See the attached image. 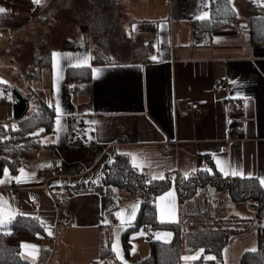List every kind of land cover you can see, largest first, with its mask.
I'll list each match as a JSON object with an SVG mask.
<instances>
[{
	"label": "crops",
	"instance_id": "obj_1",
	"mask_svg": "<svg viewBox=\"0 0 264 264\" xmlns=\"http://www.w3.org/2000/svg\"><path fill=\"white\" fill-rule=\"evenodd\" d=\"M56 1L41 0L37 4L31 0L23 4L0 0V7L8 10L0 13V122L12 124L15 120L10 86L17 85L25 93L46 96L55 109L58 104L61 111H56V117H60V124L70 129L71 121H77L85 133L80 136L86 141H74V135H57L55 120L50 138L38 152H30L29 161L20 167L24 172L19 169L13 173L5 168L8 174L0 175V216L14 209L13 218L21 213L39 217L45 236L22 242L37 246L35 250L21 249L22 256L32 264H91L100 257L104 225L110 229L111 240L114 237L112 246L121 264H137L142 250L132 243L133 233L130 257L125 255L121 235L135 221L141 201L102 183L103 168L117 153L136 154L138 163L143 164L137 168L149 179H160L161 175L173 179L172 187L153 199L161 222L181 223L177 180L185 177V172L189 177L205 167L212 169L209 162L216 166V158L242 170L245 175L240 177H249V173L251 177H264V44H253L249 32L253 14H264V0H168L165 13L155 4L157 0H145L146 6L152 1L157 13L146 15L139 10L140 0H128L130 7L127 5L119 20L131 39L122 46L121 54L117 53L119 56L93 64L90 26L81 23L77 27L81 47L52 49L51 67L41 71V77L24 90L13 77H28L33 69L29 64L21 70L22 63L13 55L12 45L27 29L42 34L50 28L53 22L47 19L56 12L51 8ZM63 3L74 9L72 3L76 0ZM119 4L121 9L122 0ZM213 6L232 10L234 6L235 16L197 42L195 21L202 20L199 17L205 11L209 13L207 20L213 18ZM46 40L47 47L58 41L53 37ZM54 52L72 55L54 57ZM129 52L131 56L126 57ZM88 56L91 70L98 68L100 73L93 75L92 71L89 81H64L66 68ZM186 99L207 103L199 115H193L181 109L180 103ZM120 138L124 140L119 142ZM72 148L67 155L62 151ZM67 156L81 157L82 161L76 166V158ZM52 159L63 160V177H56L50 169ZM169 192H174V201ZM57 193L61 194L58 206L53 200ZM221 193L213 191L214 204L208 205L212 216L224 215L227 219L241 213L245 219L235 224L244 223L242 226L247 228L225 246L222 262L213 260V264H240L244 251L258 246L254 207L251 203L234 207ZM173 204L175 219L170 218ZM134 205L136 214L130 218ZM9 225L6 221L0 231L8 230ZM156 231L162 240L171 239L173 234L169 229L154 227V237ZM182 250V263L202 259L198 251ZM32 251H36L34 257L29 255ZM202 260L206 264L209 254Z\"/></svg>",
	"mask_w": 264,
	"mask_h": 264
},
{
	"label": "trees",
	"instance_id": "obj_2",
	"mask_svg": "<svg viewBox=\"0 0 264 264\" xmlns=\"http://www.w3.org/2000/svg\"><path fill=\"white\" fill-rule=\"evenodd\" d=\"M13 1L23 4L31 2ZM212 9L213 18L195 21L193 33L197 42L206 34L227 25L226 20L235 16V12L229 8L213 6ZM69 10V13L72 12L71 16H64L63 19L74 32L71 38L64 37L57 48L81 47L77 36V27L81 23L90 26L94 42L93 64L112 61L113 55L119 56L122 46L131 39L119 20V0H76L75 8ZM249 32L253 44H264V14H253ZM45 43L47 40L44 38L38 41L32 53L30 68L33 71L30 76L34 78H40L41 71L52 65L53 50L39 49V46ZM91 77L90 66H71L66 68L64 81L84 82L89 81ZM10 90L13 96L14 119L17 123L13 127L11 124L0 122V175L5 168L16 173L21 166L27 164L30 152H38L44 146L42 136L52 134L55 130L56 109L46 96L30 91L25 93L17 85H11ZM125 154L117 153L113 161L104 166L102 183L114 185L126 192L128 197L141 201L135 221L121 235L126 257H130L133 246L130 241L131 234L144 225H150L159 230L169 229L173 234L169 240L153 238L150 253L142 257L137 264H182L183 248L188 253L198 251L209 254L214 257L212 260L222 262L225 246L232 237L242 234L247 227L235 225L245 219L241 213L233 214L227 219L224 215L213 217L208 205L214 204L215 190L226 191L228 200L234 207L252 202L257 221L258 246L255 250L244 251L240 264H264V185H261L258 178L225 177L210 161L211 173L200 169L189 177L177 180L181 223L161 222L153 199L171 188L173 179L171 176L149 179L133 165L130 156ZM36 218L31 214H18L11 220L8 230L0 231V264H32L22 256L21 249L23 240L45 236V226ZM109 231L107 225L102 227L100 257L91 264H109V259L114 257ZM191 264H204V261L195 259Z\"/></svg>",
	"mask_w": 264,
	"mask_h": 264
},
{
	"label": "rangeland",
	"instance_id": "obj_3",
	"mask_svg": "<svg viewBox=\"0 0 264 264\" xmlns=\"http://www.w3.org/2000/svg\"><path fill=\"white\" fill-rule=\"evenodd\" d=\"M64 1L65 0H58V1L54 2L53 5L51 6V8L53 10L56 9V12L53 11V12H51L48 15V19H47L48 22L49 23L53 22L51 24V27L50 28H46V31L47 32L50 31L49 33H45L46 32L45 31L42 34H39V31L38 32L37 31L36 32H33L32 30L27 29L23 33V35L19 38V40H16V44L12 45V47H13V49H12L13 55H17V56H15V58L16 59H19L20 62L22 63L21 64L22 65L21 66V70L26 69L27 65L29 67V64L31 63V60H32V53H33V50H34V48L36 46V43L38 41H41L42 38H44L46 40L49 37H53L54 40H58L57 43H56L57 45L56 44H52L49 47H47V45L45 43L43 46H39V49H41L42 51H46L48 49L57 48L61 44V42H62V40H63L64 37H68V38H71L72 37L74 31H72L71 28H68L67 22L63 19V17L64 16H67L69 14V11H70L69 10V7L64 5V3H63ZM256 1L257 0H251L250 3L251 2L253 3V2H256ZM73 3H72V5H75ZM122 3L123 4H122L121 9H120L121 12L119 13V18L121 17V15H124L125 8L128 5V0H122ZM151 3H152V1H149V3L146 6L145 5L146 4L145 0H140V2L138 4V7H139L140 12L142 11V14H144V15H146L147 13L148 14L149 13L151 14L152 12L154 14H157V13H155V9L156 8H155L154 4L151 5ZM155 4H158V6H159L158 8L162 11V13H165L166 12V10L168 8V0H157V2H155ZM53 15L58 16V18L60 17V20L58 22H55V20L58 19V18L53 17ZM123 17H126V16H123ZM79 38H81V34L79 35ZM91 40H92V44L94 45V42H93L92 37H91ZM130 48H131V43L127 47L126 51H129ZM125 55H126V57L127 56L130 57L131 56V53L129 52L128 54H125ZM13 79L15 80V82L17 84H19L20 86L24 87V90H27V88H26L27 86H32L34 84V81H35V78L33 76L24 77L22 79H20L18 77H13ZM39 90H42V89L39 88ZM37 98H39V97L37 96ZM14 122H16V121L13 120L12 121V124H11L10 121H7L6 124H9V125L11 124L13 127H15L16 125L14 124ZM64 125L65 124L56 125V133H57V135H61V136L62 135H74V136H72V138H73L74 141L76 139H78V138L79 139H83L84 141H86L83 136H80V135H85V133L83 134L84 131H81L80 126H79V123L77 121H73V122L71 121V127H70V129H66V127H64ZM50 135L51 134H45V135L42 136V142L44 144L50 138L49 137ZM61 147H63V149H64V146L62 144H61ZM73 150L74 149L72 148V149H69V150H66L65 149V151L64 150H62V151H63V153L65 155H67V154H69ZM77 151H79V150L76 149L75 152H77ZM67 157H70L71 159L76 158L75 160H73L75 162L74 164L76 166L80 165V163L82 161V160H80L81 157H72V156H67ZM223 192L224 193H221V195L227 196L226 191H223ZM56 196L58 197V199L60 201V198L59 197L61 196V194L57 193ZM250 206H251V204H250ZM239 207H242L243 208L244 206L241 205ZM60 208H61V211L64 209L63 206H60ZM249 219L250 218H248L247 220H249ZM254 221H255V223H257L256 220H254ZM246 224L248 225V223H246ZM242 225L245 226L244 223ZM113 238L114 237H112V240H113ZM154 238H161V239H163L160 236L159 231H156ZM131 239H132V243H136V245H138L140 247V249L142 250L141 251V257H145V256H147L150 253V248H151V242H152V240L148 239L147 235L144 234L141 229H139V230H137V232L133 233ZM112 248L114 250V246H112ZM209 257H211V256H209ZM205 263L206 264H213L215 262H213V260L209 258V260L207 262H205ZM109 264H121V261L119 260V256L117 254H114V257L111 258V259H109ZM182 264H189V263H186L185 262V263H182Z\"/></svg>",
	"mask_w": 264,
	"mask_h": 264
},
{
	"label": "snow or ice",
	"instance_id": "obj_4",
	"mask_svg": "<svg viewBox=\"0 0 264 264\" xmlns=\"http://www.w3.org/2000/svg\"><path fill=\"white\" fill-rule=\"evenodd\" d=\"M33 2L39 4L41 2V0H33ZM230 2H231V0H228V3H230ZM257 2H262V0H257ZM225 7H227V4L225 5ZM233 10H234V6H233ZM7 11H8L7 9H5L3 7H0V13H5ZM208 17H209V13L207 11H205V12H203L201 14V16L199 18L200 19H206ZM61 55H72V54H62V53H59V52H54L53 53V56L54 57H60ZM90 59H91L90 56L85 57L83 59H76V61H75V63H74L73 66L74 67L90 66L89 65V60ZM151 59L155 60L156 57L153 56V57H151ZM57 65H59V61H57ZM92 71H93V75H98L101 70L98 69V68H94ZM56 111H57V113H59L61 111L58 104L56 106ZM60 122H61L60 121V117L57 116L56 117V123H57V125H59ZM93 123H95V122H93ZM125 155H129V156L132 157V162H133V165L134 166H136V167H143V164L142 163H138L139 157L136 154L126 153ZM216 166L218 167L219 172L220 173H223V175L225 177H227L229 175H232V176H244L245 175V173L242 170L235 169V168H231L227 161H221L219 158H216ZM204 170L207 171V172H210V173L212 172V169L207 168V167H205ZM3 171H4L5 175L8 174V169H4ZM20 172L23 173L24 172V169L21 168L20 169ZM187 175H188V173L185 172V177ZM251 175H252L251 173L248 174L249 177H251ZM154 178H157V177H154ZM158 178L163 179V176L161 175ZM15 179L17 181H19L21 179V177H15ZM258 179H259L261 185H264V177H259ZM167 195L172 196L173 201L175 200V194H174V192H169ZM161 199H163V197ZM0 203H2V198H0ZM135 209H136V205L133 206V209H132V213H131V217L130 218H134L135 217V214H136ZM15 212H16V210L13 209V210H10L7 213L6 216H0V227L4 226L5 223H6V221L7 222H11V220L13 219V216H14ZM21 215H24V213H21ZM116 215L117 216H120L121 213L120 212H117ZM161 218L162 219L164 218L163 214H162V217ZM170 218L175 219V205L174 204H173V207H172L171 212H170ZM36 219H39V217H37ZM105 223H107V220H105ZM49 234H51V233H49ZM167 235H171V234L169 233ZM22 247L25 248V249H29V248H31L33 250L37 249V246L36 245H29L27 243H22ZM201 251H203V250L201 249ZM29 255H32L34 257L36 255V251L30 252ZM209 258L210 259H214V257H209ZM184 259L187 260L189 258L188 257H184Z\"/></svg>",
	"mask_w": 264,
	"mask_h": 264
},
{
	"label": "built area",
	"instance_id": "obj_5",
	"mask_svg": "<svg viewBox=\"0 0 264 264\" xmlns=\"http://www.w3.org/2000/svg\"><path fill=\"white\" fill-rule=\"evenodd\" d=\"M207 103L206 100H194V99H186L184 101H181L180 106L181 109L189 114L193 115H199L202 112V109L204 105ZM124 138H120L118 141H123ZM50 169L54 172V175L56 177H63L65 172L64 162L62 159H52L49 161ZM53 200L56 203V205H59V199L56 195L53 196ZM143 231L147 234L148 239H153L154 237V227L150 225H144ZM57 236H55V239ZM206 255L203 253L201 254V258H205Z\"/></svg>",
	"mask_w": 264,
	"mask_h": 264
}]
</instances>
